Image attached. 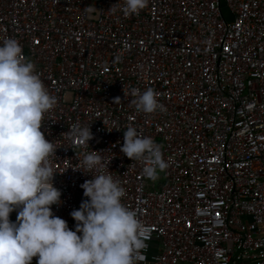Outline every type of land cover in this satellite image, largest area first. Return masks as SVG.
Listing matches in <instances>:
<instances>
[{"label": "built area", "instance_id": "1", "mask_svg": "<svg viewBox=\"0 0 264 264\" xmlns=\"http://www.w3.org/2000/svg\"><path fill=\"white\" fill-rule=\"evenodd\" d=\"M113 3L0 0V41L19 42L55 98L41 126L57 147L54 214L74 229L91 179L79 161L99 151L145 229L135 264H264V0H149L133 15ZM133 87L163 107L137 111ZM74 123L89 145L67 136ZM127 126L160 146L155 179L120 151Z\"/></svg>", "mask_w": 264, "mask_h": 264}, {"label": "clouds", "instance_id": "2", "mask_svg": "<svg viewBox=\"0 0 264 264\" xmlns=\"http://www.w3.org/2000/svg\"><path fill=\"white\" fill-rule=\"evenodd\" d=\"M148 3L115 0L109 10L133 15ZM21 57L16 39L0 41V264H31L33 257L36 264H135L145 247V229L136 212L122 202L124 188L102 171V152H85L79 161L78 169L91 173V179L80 184L87 199L70 212L74 229L54 214L52 206L61 203V191L53 186L57 172L50 157L57 147L45 138L41 126L55 98L34 63ZM157 95L152 88L133 87L130 103L150 114L163 107ZM66 134L84 145L92 138L90 125L79 123L72 124ZM120 151L143 165L146 178L155 179L157 169L167 167L160 146L133 126L123 131ZM14 210L13 221L9 215Z\"/></svg>", "mask_w": 264, "mask_h": 264}, {"label": "rangeland", "instance_id": "3", "mask_svg": "<svg viewBox=\"0 0 264 264\" xmlns=\"http://www.w3.org/2000/svg\"><path fill=\"white\" fill-rule=\"evenodd\" d=\"M147 188H148V189H151V188H154V187L151 186V185H148ZM11 217H12V214L10 213L9 218H11Z\"/></svg>", "mask_w": 264, "mask_h": 264}]
</instances>
